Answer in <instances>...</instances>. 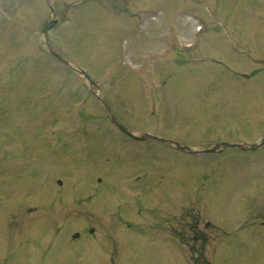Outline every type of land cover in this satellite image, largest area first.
<instances>
[{
	"label": "rangeland",
	"instance_id": "374dc122",
	"mask_svg": "<svg viewBox=\"0 0 264 264\" xmlns=\"http://www.w3.org/2000/svg\"><path fill=\"white\" fill-rule=\"evenodd\" d=\"M72 1L55 0L58 11L62 10L61 15L67 13L70 22L63 23L61 25L63 28L54 33L53 46L62 50L71 59L80 58L90 66L91 73L99 76L102 89L107 93L108 97L112 98L116 93L117 100L125 104V108L121 107L118 113L121 114L125 111L129 115H132V113L136 115L131 119L121 115V118L124 117L125 120L134 126L139 125L136 127L142 126L141 128H146L148 123L152 124V122L146 117L147 111L142 95V85L137 82L135 77L127 74V70L122 68L124 67L123 65L118 66V57H112V50L108 47L111 48L110 43L114 41L116 42L114 44L115 51L123 45L126 46L127 51L124 53V57H126L124 61L122 60L123 63L129 62V60L138 62L142 58L141 55L146 53L149 55L159 50V44H156L146 34L147 38L144 39L146 45L143 46V41H141L138 46L134 45L136 38L132 36L133 34L128 36L132 39L131 43L129 39V43H126L127 36L124 33L127 28V24H125L127 20L128 22L134 21L135 16L142 12L141 16H145L146 12L144 10L153 8L154 4H157L156 6L160 8L155 7L153 8L154 10L151 9L153 10L152 13H150V10L147 13L152 15L159 9L164 12L163 14L160 13L161 17L154 19L155 21L153 19L147 21L144 28L148 30V33L153 31V27H158L159 25H161V28L156 33H166L168 28L174 27L179 34L180 40L188 42L191 39L190 35L195 28V23L193 24V21L189 20L190 16L188 17L187 15L198 13L197 15L202 16L197 6L205 9V4L207 3L205 0H102L101 4L87 5L89 0H83L80 6L78 5L79 8H74V12H69L71 6H67L68 9L65 8L63 10L65 3H71ZM209 1L214 11L211 9L212 16L210 17L204 12L202 17H204L206 25L215 28L218 20L227 25L225 19L230 22H239L238 26L234 23L233 27L237 26L244 33V39L247 37L245 40L246 46H240L239 48L249 51L251 54L252 52L255 53V49H257V52L259 51L261 56H263L264 45L258 46V41L263 42L264 38V10L262 8L264 0ZM28 2L32 4L30 12L27 11ZM3 3L17 23L25 24L27 30L29 28V33L26 30L24 31V27L18 24H8L6 22L0 24V62L3 61L1 69L15 63L18 57L23 58L25 53L31 56L35 55V57L30 62L19 65L22 70V78L15 79L13 83L5 84L10 90L5 95L2 94L3 97L0 102V131L5 130L7 133H2V136H0V190L4 192L2 195L0 192V264H57L56 261L58 262V260H60L59 264H109L107 262L109 257L111 259L114 258L115 262L120 258L121 262L118 264H158L161 255L159 252L160 245L148 244L145 247L143 244L141 245L143 239L140 234H146L147 230L142 227L145 224H139V220L135 217L133 211L129 212L133 215L130 223L132 230L126 228L123 223L118 227L113 224L107 228L102 226L101 223V226H97V230L99 229L100 231L96 232L99 233H94V236L90 238V246L81 247L79 243L68 239L70 232L78 229V224L75 220L82 219L96 227L93 222V214L96 210L92 207L94 199H85L88 192L84 189L94 187L96 179L101 175L99 169H93L96 167L95 164L105 166L110 161L112 162V154L114 152L117 154L114 162L119 161L122 163L124 157L126 160L124 159L123 162L127 161L126 166L132 169L122 167L119 170L120 172L113 170L114 172L111 173V169L109 172L107 170L103 171L108 177L117 175L115 179L113 177H111L112 180L109 179L111 183L114 179L116 186H128L127 179L121 174L126 173L124 174L126 177H133L147 171L158 174L151 177L153 179L156 178L152 180L153 183L151 182L148 185L150 179L145 180L141 188L152 187L156 189L162 184L163 177H165L164 173L170 177H176L175 180L169 183V188H172V191L174 189L177 190L180 186L184 187L175 191L179 201H175L176 204L172 207L166 203V195L171 191L167 190L168 184L160 186L159 191H145V198L153 196L160 200L156 204L155 210H148L145 214L143 213L142 221L146 225L151 226L150 220L158 219L159 222L166 223L165 229H167L169 227L167 226V220L173 227V224L174 226L178 224L175 223V219L180 218L179 215L183 212L189 213L191 216L193 214L196 215L197 219H201L202 222L207 220L206 217L210 213L215 219L220 220L225 228V235H230L224 238V242L234 244H231L230 248L232 251H229V254H226V251L223 252L219 264H255V258L264 259V228L245 224L246 222L244 221L237 227L238 223L233 216L234 213H237V210L234 209L236 203L233 197L245 188L246 184L244 181L256 176L254 173L248 172L247 158L236 157L231 159L227 157L226 162L213 160L217 163L210 170L212 177L207 185V195L204 198L208 203L209 213L206 202L203 199L201 200L205 203H199L202 206L196 204L195 206L182 207L179 203L186 200L183 198L184 192L192 194L194 180L199 174H202V169L196 164H187L188 160L186 159L178 158L171 161V164L167 162L163 170L152 168L151 165H142L143 168L130 167L128 164L134 163L136 158L134 152L137 150L131 149L126 152L118 138L115 139L113 136H108L107 140L106 134L102 135L103 132H91L105 127L104 124L106 123L103 121L104 111L99 106L97 108L95 100L90 99L86 94H80L75 91L78 94L73 97L70 96L71 89L77 90L81 85L78 77L68 75L65 78L62 74L61 77L59 68L52 69L50 67L51 61L43 53L38 52L36 36L42 26V20L49 15V11L43 1L4 0ZM215 9H217L216 12ZM253 10L259 13L260 16H257ZM122 15L124 16L123 18ZM243 19L244 21H242ZM215 35L218 38L213 39L212 42L207 40V43L204 42V47H210L216 53V51L219 52L220 50L218 44L222 43H219L220 35L216 31L210 33V37ZM250 35L256 37L253 38L251 43L248 40ZM120 37L125 39L124 42H118ZM15 40L21 42L23 48L15 47ZM13 47L15 48L14 51ZM106 56L108 58H105ZM194 57L196 58L195 52L189 56L187 55L181 62L176 61L177 65L174 66L172 63L174 57L168 55L166 56L167 65L154 66V72L161 74L162 78L167 81L163 88L159 90L162 93L159 96L164 103L161 113L164 114L167 125L170 124V127L173 128V136H180L182 129L191 125L192 127L188 128L193 129L196 137L202 140L207 139L208 136L205 133L202 132L200 134L198 132L199 135H197L196 131L201 128L205 129L207 124H216L212 125L216 127L219 120H216L215 113L221 108L232 109L233 106L239 105V108L234 110L236 114H231V116L240 119L233 123L241 124L245 114L249 115L248 112L253 114L251 116L254 117L250 123H255L258 117H264V70L250 78H245L243 74L248 72L246 70L249 64L241 62L240 59H231L230 63L235 66V72L232 73L233 76L223 73L217 75L213 67L193 62ZM252 57H255V55L253 54ZM191 58H193L192 61H190ZM101 62L104 63L101 64ZM79 64L83 66L82 63L79 62ZM110 66H114L116 69L111 74L113 81H109V83L107 82L108 79H106L107 74H103V72ZM137 75L134 74V76ZM118 89L120 93L116 92ZM233 97L237 98L236 102L238 105L234 103ZM84 100L86 101L84 102ZM77 102L83 106V114L86 116L93 115V120L89 124L84 125L83 132L86 131L85 129H87V132L84 136L82 135V138L70 135L63 136L66 140L60 143L58 142L61 137L60 134H74L75 125H77L79 117L71 115L70 111L72 105ZM61 119L66 121L62 122L60 121ZM11 129L14 132L10 133ZM58 130L61 131L60 134L57 133ZM92 133L101 134V137L91 136ZM91 141H95L97 144ZM195 141L200 142V140ZM81 142H85L87 145H85L83 150H78L84 145ZM119 149L122 156L117 152ZM152 150L158 152V156L165 162L167 161V155L180 156V153L176 154L172 149L169 150L166 147L161 148V152L157 148ZM49 154L51 157L48 160L46 156H49ZM140 156L141 153H139ZM158 156L150 154L148 158L154 160ZM32 159L39 160L40 165L30 166ZM262 160L264 161V159ZM198 164L201 165L200 163ZM91 165L93 168H91ZM228 166L233 167V173L225 170ZM39 167H43L41 175ZM256 168V171H264V162L263 168L251 166L253 171ZM251 169L249 168V170ZM63 176H65L68 185H72V187L61 189L57 187V178ZM143 177L145 179L148 178L145 174ZM232 180L234 183H231ZM106 183L109 184V182ZM231 184L236 189L233 196L227 198L229 191L226 192V188L230 187ZM108 188L110 187L108 186ZM64 189L67 190L63 191ZM114 191V188H110V194ZM155 192L158 193L155 194ZM55 194H57V197H55ZM176 196L175 198L177 199ZM2 197L7 199L4 200ZM263 199L264 196L260 203H264ZM133 200L137 203L138 199ZM98 201L103 204L100 199ZM221 201L222 204H220ZM108 202L109 204L112 203L110 197ZM44 205H47V211L43 210L45 208L43 207ZM27 207L37 208L33 214H30L26 211ZM90 207L91 209H88ZM221 207H223V210H220ZM134 217L135 219H133ZM172 219H174L173 224H171ZM103 220L105 221L103 223L113 222V220ZM189 220L190 218L186 219V224ZM176 221L178 222V220ZM85 222L80 224L84 225ZM110 227H113L115 231L109 233L107 229ZM152 233L150 230L147 233V237ZM104 235L111 238V242L110 238L105 239L108 242V247L106 243H101L99 238ZM56 237L57 239L49 255L50 257L54 255L55 258H58L57 253L60 259L51 258L50 262L47 263L49 261L48 258L42 261L39 251L34 256L30 254V245L34 246V243H36L41 246L42 242L45 243V240L42 241V239ZM98 239L100 240L98 241ZM245 239H248V241ZM190 240V249L195 245L199 246L200 242L196 244V240ZM251 240L252 242H249ZM170 241L174 251L183 248L179 240L170 239ZM109 243L111 244L110 247ZM98 248H100L99 253ZM108 248H110V251H108ZM188 250H186L187 254ZM238 250L241 251L231 257V254ZM182 252L185 255L183 249Z\"/></svg>",
	"mask_w": 264,
	"mask_h": 264
}]
</instances>
